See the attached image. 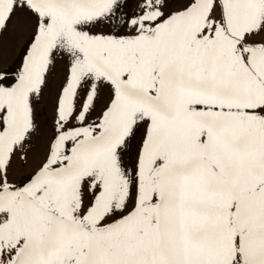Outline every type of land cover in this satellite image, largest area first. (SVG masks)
I'll return each mask as SVG.
<instances>
[{
	"label": "snow or ice",
	"instance_id": "1",
	"mask_svg": "<svg viewBox=\"0 0 264 264\" xmlns=\"http://www.w3.org/2000/svg\"><path fill=\"white\" fill-rule=\"evenodd\" d=\"M172 3L0 0V38L31 28L0 72V264H264V0Z\"/></svg>",
	"mask_w": 264,
	"mask_h": 264
},
{
	"label": "rangeland",
	"instance_id": "2",
	"mask_svg": "<svg viewBox=\"0 0 264 264\" xmlns=\"http://www.w3.org/2000/svg\"><path fill=\"white\" fill-rule=\"evenodd\" d=\"M127 11L135 12L137 0H126ZM179 7V0H173L170 8ZM101 29L108 31V27L101 25ZM30 20L19 10L13 15L9 21L8 29L0 38V72L8 70V79L11 80L16 72L19 70L17 65L19 63V56L22 48L30 34ZM64 64L62 61H57L56 66L51 70L48 76V84L43 90V94L39 100V103L35 104L36 122L38 125V131L33 135L31 140V151L29 152V161L27 167H22L18 161H14L13 169L14 175L10 176V179L19 182L22 176L31 175L34 170L39 166L42 156L43 147L48 144L46 131L48 127L52 131L51 123H48L49 114L50 118H53V108L47 110L50 107H54V102L58 89L63 82L64 78ZM106 97L101 95V101ZM101 107V103L98 102L97 108ZM128 159V157H126Z\"/></svg>",
	"mask_w": 264,
	"mask_h": 264
}]
</instances>
